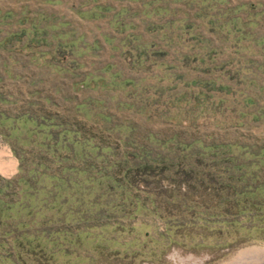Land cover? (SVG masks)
I'll use <instances>...</instances> for the list:
<instances>
[{"label":"trees","instance_id":"obj_1","mask_svg":"<svg viewBox=\"0 0 264 264\" xmlns=\"http://www.w3.org/2000/svg\"><path fill=\"white\" fill-rule=\"evenodd\" d=\"M134 1L141 2L142 11L133 17L146 24L149 33H160L167 49L195 76L151 71L153 83H124L133 90L142 88L149 92V106L158 112L157 116L170 122L176 120V115L182 116L181 120L189 126L201 118L212 124L216 116L228 119L233 115L234 124L242 126L248 116L245 109L254 104V98L234 86H242L249 79V85L264 94V84L258 83L257 75V70L264 72V62L249 58L240 43L248 41V48L258 49L256 52L264 60V37H251L238 28L234 21L240 19L233 18L232 9H220L219 14H214L213 8L227 6L225 0ZM170 3L186 5L190 10L195 3L205 8L190 17L188 11L180 14ZM94 9L101 14L109 10L100 6ZM256 17L252 16V24L258 22ZM8 18L9 14L0 12L1 22ZM200 24L208 27L210 38L204 36ZM65 26L51 25L47 29L52 28L57 32L54 37L61 38L71 32L63 33L61 27ZM23 35L6 33L0 49L6 41ZM217 40L221 46L215 44ZM74 45L70 41L60 46L55 53L59 60L69 59L73 52L65 47ZM120 45L123 56L135 60L132 65L137 68L155 60L149 65L159 70L156 60L168 54L166 49L154 51L155 44L143 43L135 34H126ZM26 49L31 51L30 45ZM218 60L227 61L219 64ZM251 67L257 70L253 72ZM177 80L179 84L175 83ZM79 85L85 87L84 83ZM231 97L236 101L233 108L225 106ZM88 101L77 109L93 104ZM171 105L175 108L170 109ZM133 106L126 104L129 109ZM250 116L264 121V106ZM25 119L32 124V137L43 135V142L34 145L45 152L52 164L44 158L25 171V161L20 157L19 175L0 180V264H102L110 255L133 256L137 254L133 249L138 247V241H120L115 234L126 227L114 221L117 216L131 218L149 213L166 224L168 233L175 231L189 242L191 239H187L203 232H216L217 227L240 225L226 220L228 216L264 217V181L256 175L264 172V146L215 143L211 136L179 141L174 134L163 140L159 133H148L142 142L123 137L122 159L101 169L96 166L100 160L107 154L115 156L111 147H101L92 135L81 141L77 126L57 125L53 118ZM233 148L237 153H232ZM71 156L73 160H69ZM115 169L119 170L120 180L109 174ZM151 178L156 181L150 183ZM173 242L177 244L176 240Z\"/></svg>","mask_w":264,"mask_h":264},{"label":"rangeland","instance_id":"obj_2","mask_svg":"<svg viewBox=\"0 0 264 264\" xmlns=\"http://www.w3.org/2000/svg\"><path fill=\"white\" fill-rule=\"evenodd\" d=\"M225 1L226 7L212 9L214 14H219L217 11L220 9H232L233 18L240 19L234 21L238 28H242L251 37H264V0ZM169 5L180 11V14L188 11L190 17L199 8H205L200 4L197 6L196 3L192 10L186 5ZM95 6L109 10L101 14L94 9ZM141 6V2L134 0H0L1 15H10L7 20L0 21V41L6 37V33L25 34L19 39L6 41L5 47L0 49V150L8 151L16 162L10 175L0 173V180H10L19 175L20 157L25 161V171L46 158L45 152L34 145L43 142V135L32 137V124L27 122L26 116L53 118L57 125L63 123L77 126L81 130V141L92 135L101 147H111L115 156L107 154L104 157L106 161L100 160L96 166L101 169L122 159L123 137L142 142L148 133H159L163 140L174 134L179 141L211 136L215 143L264 146V121L250 116L264 106V94H258V87L249 85V79H245L242 86H234L235 90H241L248 97L254 98V104L245 109L248 116L243 119L242 126L234 124L236 121H232L233 115L228 119L225 116H216L212 124L209 123L212 121L206 122L201 118L189 126L187 121L185 123L181 120L182 116L176 115V120L170 122L157 116L158 112H154L153 107L149 106V92L146 93L142 88L133 90L131 85L124 83L128 80L141 86L153 83L154 79L150 78L151 71L161 75L170 72L185 77L195 76L187 68L184 69L180 60H176L174 53L167 49L166 41L160 33H149L147 25L137 16L133 17L135 13L142 11ZM119 14L122 15L117 18ZM254 15L257 16L254 19L258 21L256 24H252ZM114 19L115 22L111 23ZM195 22L198 24L200 21ZM59 24L66 25L61 27L63 33L71 32L61 38L54 37L57 32L52 28L47 29V26ZM200 26L204 36L210 38L208 27H202V24ZM128 33L140 37L143 43L155 44L154 51H168L164 58L156 60L159 70L149 65L155 60H149L140 69L132 65L135 60L123 56L120 44ZM70 41H74L75 45L65 48L70 49L73 55L67 60H59L55 54L60 51L57 49ZM215 44L222 45L219 40ZM27 45H30L31 51L26 49ZM240 45L246 49L249 58L259 63L264 62L262 56L256 52L258 49L251 46L248 48V41ZM225 61L227 60L217 62L221 64ZM251 70L254 72L257 68L251 67ZM257 75L258 83L264 84V72L257 70ZM97 76H101V79ZM251 77L252 75L249 78ZM81 83L85 87L79 85ZM175 83L179 84V80ZM133 95L136 97L133 98ZM86 100L93 104L77 109ZM126 104L134 106L129 109ZM235 104L236 101L231 97L225 106L233 108ZM172 108L175 107L171 105L170 109ZM260 116L262 115L259 114L258 117ZM217 122L220 125H216ZM118 128L121 132H118ZM232 153H237L235 148ZM62 157L66 158L65 155ZM46 159L48 160L44 161L51 165L50 158ZM69 160H73L72 156ZM118 171L115 169L109 174H115L119 178L117 180H120ZM263 173H256L260 176V181H264ZM155 181L150 179V183ZM106 184L102 181V186L106 187ZM115 219V222L118 220L120 225L126 227L125 231L115 235L121 242L138 241V247L133 249L137 250V254L128 257L123 254L110 255L102 264H229L240 251L264 246V217L235 219L228 216L226 220H235L240 225L217 227L216 232H203L193 239H187H191L190 242L182 240L184 238L175 231L168 233L166 224L149 213L131 218L117 216ZM225 219L222 218L221 221ZM193 240L198 241L193 245Z\"/></svg>","mask_w":264,"mask_h":264},{"label":"bare ground","instance_id":"obj_3","mask_svg":"<svg viewBox=\"0 0 264 264\" xmlns=\"http://www.w3.org/2000/svg\"><path fill=\"white\" fill-rule=\"evenodd\" d=\"M7 152L0 150V173L4 175H10L16 163ZM229 264H264V246L240 251L234 261Z\"/></svg>","mask_w":264,"mask_h":264}]
</instances>
